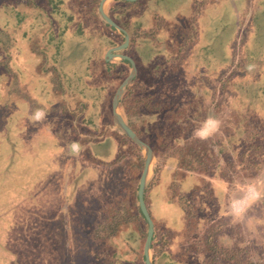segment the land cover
I'll list each match as a JSON object with an SVG mask.
<instances>
[{"label":"trees","instance_id":"trees-1","mask_svg":"<svg viewBox=\"0 0 264 264\" xmlns=\"http://www.w3.org/2000/svg\"><path fill=\"white\" fill-rule=\"evenodd\" d=\"M77 2L0 0V264H142V156L110 129V99L128 61L103 57L122 35L96 16L98 0ZM193 2L186 16L165 0L107 6L129 36L120 52L136 57L118 105L157 158L143 189L152 260L264 264V183L239 213L230 209L232 191L264 170V82L246 83L250 66L235 63V38L226 72L201 76L199 62L185 64L204 0ZM67 31L90 55L71 81L57 63ZM206 121L219 129L201 139ZM105 138L115 144L108 160L89 150Z\"/></svg>","mask_w":264,"mask_h":264},{"label":"rangeland","instance_id":"rangeland-1","mask_svg":"<svg viewBox=\"0 0 264 264\" xmlns=\"http://www.w3.org/2000/svg\"><path fill=\"white\" fill-rule=\"evenodd\" d=\"M165 2H172L171 5L176 6L174 13L177 12L186 16L193 12V0H165ZM177 2H181V4H177ZM77 3V0H70L71 7L77 6ZM66 4L68 3L66 2ZM165 29L162 27L155 33L158 41L166 35ZM232 38H235V63L244 66L249 64L250 66L246 71L245 69L242 70L249 81L246 83L251 86V83L259 85L264 82V0H204V3L199 7L196 19L197 42L194 41L188 48H185L183 54L185 64L190 65L195 61L199 62L201 76L215 70L226 72L224 66L229 67V63L224 51ZM85 50L84 42L78 35L68 31L63 33L57 63L68 80L71 81V75L83 69L87 56H90ZM132 56L136 60L135 55ZM119 69H122L126 75L128 64H124L123 67L119 66ZM141 74L144 75L142 71ZM111 139L105 138L98 142H92L89 148L90 152L96 157L111 159L114 156L113 150H115V144ZM4 163L0 160V166ZM132 170L133 173L131 172V174L134 181L138 172L136 168ZM8 172H4V177L10 181L11 172L9 169ZM254 183L259 187L262 186L264 170L254 178ZM5 196L1 195V197Z\"/></svg>","mask_w":264,"mask_h":264},{"label":"water","instance_id":"water-1","mask_svg":"<svg viewBox=\"0 0 264 264\" xmlns=\"http://www.w3.org/2000/svg\"><path fill=\"white\" fill-rule=\"evenodd\" d=\"M110 1L111 0H98L96 6V14L101 21L110 24L119 33H121L122 40L118 44L108 47L104 51L103 57L105 61H110L112 59H126L128 61L127 73L116 86L110 100L111 121H112L110 128L112 130L117 131L118 133L127 135L140 148V153L142 156V166L137 181L136 198L140 212L142 213L146 221V231L141 249L142 264H155L152 260L151 248H150V239L153 233V222L146 209L143 200V189L153 174V168L156 163V156L153 150L151 149V147L149 146V144L143 141L141 138H139L137 134L128 125L124 117L123 111L118 105V100L122 92L124 91L126 85L129 83V81L134 77L136 73V67L134 60L130 55L120 52V50H122L128 44L129 37L125 29L122 28L120 25H118L108 14L107 5ZM127 1H135V0H127Z\"/></svg>","mask_w":264,"mask_h":264},{"label":"crops","instance_id":"crops-1","mask_svg":"<svg viewBox=\"0 0 264 264\" xmlns=\"http://www.w3.org/2000/svg\"><path fill=\"white\" fill-rule=\"evenodd\" d=\"M257 184L251 182L246 185L241 191H232V199L230 201V209L233 213H239L244 206L257 195Z\"/></svg>","mask_w":264,"mask_h":264},{"label":"clouds","instance_id":"clouds-1","mask_svg":"<svg viewBox=\"0 0 264 264\" xmlns=\"http://www.w3.org/2000/svg\"><path fill=\"white\" fill-rule=\"evenodd\" d=\"M209 122L206 121L204 125L201 126L200 129L197 130L196 135L200 137L201 139H206L210 135L213 134V132L217 131L219 129V122L216 121L214 123L213 127H208Z\"/></svg>","mask_w":264,"mask_h":264}]
</instances>
